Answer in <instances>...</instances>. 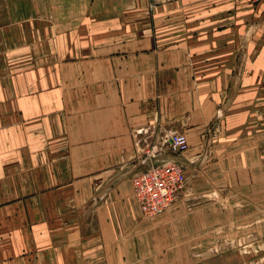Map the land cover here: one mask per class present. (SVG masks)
<instances>
[{
	"label": "crops",
	"instance_id": "obj_1",
	"mask_svg": "<svg viewBox=\"0 0 264 264\" xmlns=\"http://www.w3.org/2000/svg\"><path fill=\"white\" fill-rule=\"evenodd\" d=\"M0 74V264H227L263 222L264 1L0 0ZM168 130L187 186L144 217L152 162L116 180Z\"/></svg>",
	"mask_w": 264,
	"mask_h": 264
},
{
	"label": "built area",
	"instance_id": "obj_2",
	"mask_svg": "<svg viewBox=\"0 0 264 264\" xmlns=\"http://www.w3.org/2000/svg\"><path fill=\"white\" fill-rule=\"evenodd\" d=\"M188 148L189 141L185 133L179 130H168L164 137L153 144H148L141 152L146 157H151L162 154L166 152L165 149H168L182 155ZM186 168V163L177 159L161 163L152 161L149 167L132 175L133 193L144 217L164 212L186 189L188 182Z\"/></svg>",
	"mask_w": 264,
	"mask_h": 264
},
{
	"label": "rangeland",
	"instance_id": "obj_3",
	"mask_svg": "<svg viewBox=\"0 0 264 264\" xmlns=\"http://www.w3.org/2000/svg\"><path fill=\"white\" fill-rule=\"evenodd\" d=\"M249 1L255 2L254 0ZM44 79V76L37 77L36 75L35 77V80L41 81ZM11 80H13V76L12 78H5L0 74V113L9 112L10 105L8 103L14 100V89L10 88L9 90ZM4 98H9V101L1 103ZM262 219L263 222L260 225L254 226V230L253 228L246 230L239 239L236 238V241L216 248L214 250L215 256L230 258L227 264H264V218ZM254 220V217L248 218L247 223Z\"/></svg>",
	"mask_w": 264,
	"mask_h": 264
},
{
	"label": "water",
	"instance_id": "obj_4",
	"mask_svg": "<svg viewBox=\"0 0 264 264\" xmlns=\"http://www.w3.org/2000/svg\"><path fill=\"white\" fill-rule=\"evenodd\" d=\"M162 157V154H156V155H153L151 157H146L144 160H142L140 163H137L135 165H133L131 168H129L126 172H124L123 174H121L119 176V178L116 180V181H119L125 177H127L128 175L132 174L136 169L137 167L140 165V164H147L149 162H152L158 158ZM115 184V183H113ZM108 192V190L105 191V193L103 195H101V193L98 194V198H102L103 196H105V194Z\"/></svg>",
	"mask_w": 264,
	"mask_h": 264
}]
</instances>
